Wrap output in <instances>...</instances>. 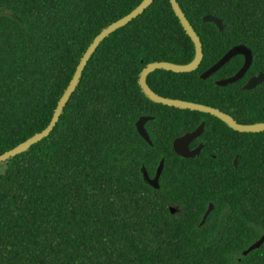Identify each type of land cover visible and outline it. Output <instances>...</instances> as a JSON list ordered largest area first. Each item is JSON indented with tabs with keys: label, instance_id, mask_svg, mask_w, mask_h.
<instances>
[{
	"label": "trees",
	"instance_id": "trees-1",
	"mask_svg": "<svg viewBox=\"0 0 264 264\" xmlns=\"http://www.w3.org/2000/svg\"><path fill=\"white\" fill-rule=\"evenodd\" d=\"M142 1L0 0V155L48 127L93 40ZM177 1L202 60L190 73H151L149 87L238 124L264 123V81L243 90L264 75V0ZM207 15L223 32L202 22ZM239 45L253 55L240 81L215 85L237 74L243 56L200 79ZM193 59L170 0H154L100 44L50 136L0 163V264H264V241L243 255L264 237V132L240 133L208 115L154 103L139 86L147 65ZM141 118L154 119L146 124L153 145L136 129ZM200 122L203 150L178 156L174 140ZM162 159L155 189L144 171L152 178ZM221 161L229 169L209 177L204 166ZM209 201L234 204V218L219 227L215 211L199 227ZM178 203L181 217L169 209Z\"/></svg>",
	"mask_w": 264,
	"mask_h": 264
},
{
	"label": "water",
	"instance_id": "water-1",
	"mask_svg": "<svg viewBox=\"0 0 264 264\" xmlns=\"http://www.w3.org/2000/svg\"><path fill=\"white\" fill-rule=\"evenodd\" d=\"M154 2V0H143L141 4L135 8L131 14L123 17V19L119 20L118 22L114 23L104 31L100 33L99 36H97L92 44L89 46V48L86 50L85 54L83 55L82 59L80 60V63L76 69V72L71 78L68 86L65 89V92L60 99L57 108L55 110L54 116L52 117V120L48 127L43 130L42 132L28 138L24 142L18 144L13 149L3 153L0 155V163L6 162L10 158H13L25 151H27L31 146H34L35 144L41 142L45 138H48L51 134V132L56 127L60 117L63 114L64 108L66 103L68 102L69 98L72 97L73 93L76 91L80 80L82 78L83 72L91 59V57L94 55L100 44L108 37L116 33L117 31L129 26L134 20L137 19L139 15H141L147 8L151 6V4ZM170 4L172 6V9L179 20L182 28L188 34V36L191 38L193 44H194V59L189 64H175L171 62H155L147 65L143 71L140 74L139 78V86L142 90V92L145 94V96L152 102L161 104L168 107H174L181 110H190L194 111V113H199L203 115H208L219 122H222L226 124L230 129L240 132V133H261L264 132V123L259 124H238L234 119H232L230 116L222 113V111H219L218 109L211 108L202 104H197L193 102H188L184 100L179 99H171V98H165L157 93H155L148 85L147 78L148 76L158 70H165V71H171L174 73H190L193 72L198 65L200 64L202 60V45L200 42L199 37L194 32V29L190 25V23L187 20V17L185 16L183 10L181 9L179 3L177 0H170ZM202 22L204 24H213L219 32H223V25L221 21H218L213 16H204ZM236 56H243L244 57V64L242 68L235 74L233 77L224 79V80H218L215 82V85L218 87H226L228 85L234 84L238 81H240L245 74L250 69L252 63H253V55L252 51L247 48L246 46L239 45L227 52L221 60H219L217 63H215L213 66H211L208 70L203 72L200 75V79L205 80L211 75H213L215 72H217L219 69H221L224 65L230 62L231 59H233ZM263 80V76L260 73L257 77H252L248 80V82L243 86V90H253L255 89L258 84H260ZM154 120L153 118H141L136 123V129L139 133V135L149 144L153 145L150 136L146 130V124ZM204 128V123L202 122L193 132L187 133L179 138H177L173 143V148L175 153L186 159H190L195 157V155L199 154L200 149L202 148L201 145H199L198 148H196L193 151L189 150V144L193 139H196L199 137ZM165 165V160L162 159L157 170L154 178H151L146 171H144V178L146 182H148L153 188L159 189L160 188V177L163 173ZM210 213V209L205 213L202 222L200 223V226H202L205 223L206 218L208 217ZM172 214H174V211H172ZM264 241V237H260L259 240H257L253 245H251L247 250L243 252L244 256H247L252 251L258 249L261 244Z\"/></svg>",
	"mask_w": 264,
	"mask_h": 264
},
{
	"label": "flooded vegetation",
	"instance_id": "flooded-vegetation-1",
	"mask_svg": "<svg viewBox=\"0 0 264 264\" xmlns=\"http://www.w3.org/2000/svg\"><path fill=\"white\" fill-rule=\"evenodd\" d=\"M260 73H261V72H258V74L255 75V76H253V77H257ZM261 74H262V73H261ZM262 76H263V80H262V82H263V81H264V75L262 74ZM251 78H252V77H251ZM249 79H250V78H249ZM249 79H248V80H249ZM247 82H248V81H247ZM247 82H246V83H247ZM262 82H261V83H262ZM261 83H260V84H261ZM258 85H259V84H258ZM201 123H202V122H200V124H201ZM203 123H204V122H203ZM200 124H199V125H200ZM199 125H198V126H199ZM198 126H197V127H198ZM197 127H196V128H197ZM196 128H195V129H196ZM195 129H194V130H195ZM204 130H205V123H204L203 132H204ZM203 132H202V134H203ZM186 134H187V133H186ZM202 134H201V135H202ZM201 135H200L199 137H197L196 139H193V141L190 142V144H189V146H188L190 151L195 150L196 148L199 147V145H201L202 148L200 149L199 154L201 153V151H202L203 148H204V143H203L202 141H199ZM229 137L231 138L232 136L230 135ZM174 141H175V140H174ZM173 143H174V142H173ZM224 145H225V144H221V145L218 146V148H212V149H211V152H221V147L224 146ZM199 154H197V155H195V156H198ZM209 156H210L209 158H212V159L215 158V155H213V154H210ZM193 158H194V157H193ZM238 159H239V156H238V155H235L234 159L232 160V164L234 165L235 168L238 167ZM192 168H196V166H194V167H192ZM204 169H205V171H207V172L209 173V177H211V176H213V175H212V172H214V171H218V172H226L229 168H228V166H227L226 164L223 163V161H221V163H219L218 165H211V163H210V164H208L207 166H204ZM154 176H155V175H154ZM154 176H153L152 178H154ZM232 205H234V204H232V203H230V202H225V203L219 205V207L215 208V205H214L211 201L207 202V203H206L205 210L202 211V212H203V215L201 216V221H200V223L202 222L205 213L210 209V213H209V215H211L213 212L216 211V215L213 217V220L217 222V224H218L219 227L223 226L224 223H226V222H228V221L230 220V216H229V215H232V216L234 215V214H233V207H232ZM169 209H170V211H171V214H172V211H174V214H172L173 216L181 217V216L184 215V207H183V205H182L181 203H178V204L175 205V207H171V208H169ZM196 210H197V211H200L199 208L194 209V211H196ZM202 212H200V213H202ZM209 215H208V217H209ZM208 217H207V218H208ZM207 218H206V220H207ZM233 218H234V216H233ZM233 218H232V222L237 221L236 219L233 220ZM206 220H205V221H206ZM198 226L200 227V224H199ZM216 234H218V233H216Z\"/></svg>",
	"mask_w": 264,
	"mask_h": 264
},
{
	"label": "rangeland",
	"instance_id": "rangeland-1",
	"mask_svg": "<svg viewBox=\"0 0 264 264\" xmlns=\"http://www.w3.org/2000/svg\"><path fill=\"white\" fill-rule=\"evenodd\" d=\"M3 171V167L0 165V172H2Z\"/></svg>",
	"mask_w": 264,
	"mask_h": 264
}]
</instances>
